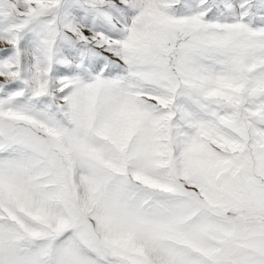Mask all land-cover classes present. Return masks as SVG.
I'll return each instance as SVG.
<instances>
[{
  "label": "snow or ice",
  "instance_id": "6c2138e0",
  "mask_svg": "<svg viewBox=\"0 0 264 264\" xmlns=\"http://www.w3.org/2000/svg\"><path fill=\"white\" fill-rule=\"evenodd\" d=\"M0 264H264V0H0Z\"/></svg>",
  "mask_w": 264,
  "mask_h": 264
}]
</instances>
